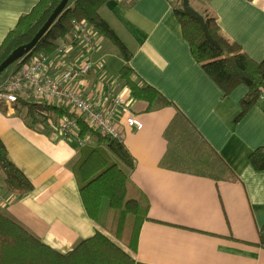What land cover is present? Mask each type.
<instances>
[{"label": "crops", "instance_id": "0c3cea01", "mask_svg": "<svg viewBox=\"0 0 264 264\" xmlns=\"http://www.w3.org/2000/svg\"><path fill=\"white\" fill-rule=\"evenodd\" d=\"M38 1L0 0V45ZM188 1L196 12L211 15L222 36L252 60L264 59V0ZM99 15L129 53L135 77L175 106L151 112L145 102L128 98L129 111L143 127L134 131L121 120L122 143L134 162L131 171L121 166L127 196L144 198L149 205L138 230L134 264H264V250L256 246L264 226V172H255L247 162L252 151L264 147V111L254 106L237 121L247 89L240 86L223 97L193 59L169 0H110ZM72 38L73 33L67 37ZM108 41L98 33L86 78V94L93 93L102 105L104 98L96 91L103 80V90L127 92L117 80L124 58ZM75 54L72 48L52 58V71L72 64ZM122 111L118 109L120 119L126 115ZM177 112L224 163L215 179L185 168L186 131L180 151L169 153L173 145L166 133L184 132L182 120L172 124ZM56 128H30L13 106L0 104V141L33 186L25 196L9 194L0 172V212L66 254L95 234L72 168L83 150L96 143L93 138L91 146L78 149L63 141Z\"/></svg>", "mask_w": 264, "mask_h": 264}, {"label": "trees", "instance_id": "16d2710c", "mask_svg": "<svg viewBox=\"0 0 264 264\" xmlns=\"http://www.w3.org/2000/svg\"><path fill=\"white\" fill-rule=\"evenodd\" d=\"M109 1L69 0L30 55H52L57 45L71 34L76 23L86 22L119 49L124 64L118 72L117 80L129 91L133 101L145 102L147 110L151 112L175 107L155 89L135 77L129 66V53L99 15L100 9ZM59 2L60 0H39L29 13L18 19L0 45V64L17 47L30 42ZM170 4L193 59L221 90L223 97H228L240 86L247 89L239 104L237 121L254 106H260L264 111V59L260 62L252 60L238 44L222 36L211 15L199 13L204 19L207 34L219 47L214 48L204 37L199 23L185 15L182 0H173ZM13 107L28 122L30 128L34 129L38 124H45L47 119H52L56 125L61 117L69 115L62 107L22 99H18ZM178 119L184 124V132L177 135L166 133V137L170 139V147L173 145L169 153L173 149L180 151L179 141L186 131L183 147L184 155L189 159L184 162L185 168L215 179L216 172L225 167L224 163L206 147L203 139L183 120L180 113L177 112L172 124L178 122ZM78 125L79 136L88 135L96 143L83 150L82 157L72 168L83 206L95 228L94 236L80 241L70 252L59 254L0 212V264H134L138 230L141 223L147 220L149 205L144 198L137 200L127 196L126 172L119 166L131 171L133 159L122 141L90 131L81 120H78ZM247 162L255 172H264V147L252 151ZM0 172L4 188L9 194L21 197L32 192L33 186L11 162L1 141ZM129 215L132 220L127 223ZM116 218L117 231L114 237L109 230ZM118 238H122V243ZM256 246L264 250V226L258 231Z\"/></svg>", "mask_w": 264, "mask_h": 264}, {"label": "built area", "instance_id": "2783aa9c", "mask_svg": "<svg viewBox=\"0 0 264 264\" xmlns=\"http://www.w3.org/2000/svg\"><path fill=\"white\" fill-rule=\"evenodd\" d=\"M71 33L73 38L67 39V36L57 45L52 55H30L24 62L16 63L15 70L0 85V104L13 106L18 99H22L66 109L69 115L61 117L57 128L55 125L53 128L57 129L63 141L75 143L78 149L89 147L93 143L90 136H79L78 120H81L90 131L121 142L123 139L121 120L126 127L134 131H140L143 127L141 121L128 109L127 99L131 98L130 93L127 89L125 95L106 88L103 90L107 83L103 80L96 94L104 98V105L101 99L93 96V93L86 94V78L93 68L89 55L97 47L98 32L86 22H79L75 24ZM72 48L74 53L76 51L72 56L73 63L53 72L52 58L68 54V50ZM118 109L126 113L123 119L118 118Z\"/></svg>", "mask_w": 264, "mask_h": 264}, {"label": "water", "instance_id": "95a60500", "mask_svg": "<svg viewBox=\"0 0 264 264\" xmlns=\"http://www.w3.org/2000/svg\"><path fill=\"white\" fill-rule=\"evenodd\" d=\"M69 0H60L59 4L55 7L53 12L50 14L49 18L43 24V26L37 31V33L33 36V38L27 44L21 45L13 50L9 56L0 64V75L11 65L16 64L18 62L22 63L23 60L30 56V52L34 49L38 41L42 38V36L46 33V31L50 28L56 18L61 14V12L68 5ZM182 9L186 16L190 19L195 20L199 23L200 28L203 32L206 40L216 49H219L217 43L213 41L206 31V25L203 17L196 12L190 5L188 0H182Z\"/></svg>", "mask_w": 264, "mask_h": 264}, {"label": "rangeland", "instance_id": "374dc122", "mask_svg": "<svg viewBox=\"0 0 264 264\" xmlns=\"http://www.w3.org/2000/svg\"><path fill=\"white\" fill-rule=\"evenodd\" d=\"M191 7L193 8L194 6L191 5ZM107 46H112V48H115L116 46H114L113 44H111L109 41L108 43H106ZM15 67H16V64H13L11 65L10 67H8L1 75H0V83H2L3 81H5L9 76L10 74H12V72L15 70ZM54 107V106H53ZM49 120V119H48ZM52 123V125H51ZM54 123L52 121V119H50V121H45V124H38V126L41 128V129H46V130H49L52 129L54 130ZM121 168V165L119 166ZM127 199H129L127 196H126ZM127 220L128 222L127 223H130L132 218L131 216L129 215L127 217ZM116 221H117V218L115 219L114 223H113V226L110 228L109 232L114 236V234L116 235V228H115V224H116ZM124 233L126 234V232L124 231ZM115 237V236H114ZM119 240L122 239V238H118ZM122 240H120L121 242ZM122 243V242H121Z\"/></svg>", "mask_w": 264, "mask_h": 264}]
</instances>
